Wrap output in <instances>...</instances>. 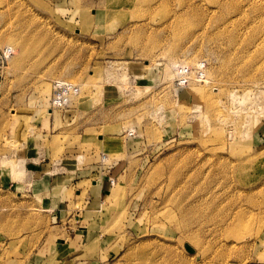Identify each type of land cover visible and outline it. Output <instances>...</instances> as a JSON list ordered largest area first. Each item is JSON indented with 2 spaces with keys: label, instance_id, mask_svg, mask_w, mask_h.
<instances>
[{
  "label": "rangeland",
  "instance_id": "rangeland-1",
  "mask_svg": "<svg viewBox=\"0 0 264 264\" xmlns=\"http://www.w3.org/2000/svg\"><path fill=\"white\" fill-rule=\"evenodd\" d=\"M202 62L183 95L172 74ZM56 80L81 94L54 113ZM29 154L70 210L0 186V264H264V0H0L3 175ZM93 182L83 263L57 240Z\"/></svg>",
  "mask_w": 264,
  "mask_h": 264
},
{
  "label": "crops",
  "instance_id": "crops-1",
  "mask_svg": "<svg viewBox=\"0 0 264 264\" xmlns=\"http://www.w3.org/2000/svg\"><path fill=\"white\" fill-rule=\"evenodd\" d=\"M261 141H263V138H261ZM34 155H26L23 159L26 173L21 179L18 178L19 180H14L15 174L13 172L8 176L3 175L0 163V186L4 185L2 187L10 190L14 188L20 194L24 191H29V187H33V192H39L41 202L48 210H52L56 220H62L65 218V212L70 210L69 200L63 199V194L59 195V193H54L55 191L52 190L50 183L35 179L37 176L35 172L40 168L39 165L44 167L43 163H46V160L41 159L40 164L38 163V158L34 157ZM49 175H51L50 172ZM57 181L59 180L57 179ZM60 182H62V180H60ZM59 184L60 183H58V185ZM58 185H54V188H57ZM106 188L108 189L107 182H93L92 189L87 192L84 199L83 208L76 212V218L80 220L81 227H85L87 223L89 224L91 222L90 219L93 217V213L96 212L93 208L98 206V203H101L103 200L104 194H106L107 191ZM62 192H65V187L62 188ZM76 195L80 197L82 192L77 191ZM66 230L62 232L65 236H59L57 240L58 250L65 255L69 254V256H76L83 263L96 260L97 255H100L101 251L100 248L97 247V243H95L94 246L91 244V246L87 248V227L82 228L81 231H73L71 228H67Z\"/></svg>",
  "mask_w": 264,
  "mask_h": 264
},
{
  "label": "bare ground",
  "instance_id": "bare-ground-1",
  "mask_svg": "<svg viewBox=\"0 0 264 264\" xmlns=\"http://www.w3.org/2000/svg\"><path fill=\"white\" fill-rule=\"evenodd\" d=\"M181 20V17L180 18H178L177 19V21H180ZM10 42H14V40L11 38L10 40H9ZM16 44V43H15ZM20 45V44H19ZM17 46H18V44H17ZM16 47H15V45L13 46V45H8V46H6L5 48H4V54L8 57V58H11V57H13V56H17L16 58H18V56H20V53L19 54H16V49H15ZM23 48V47H22ZM21 48V49H22ZM20 49V48H19ZM19 49H18V51H19ZM23 50H21V52H22ZM21 54H23V52L21 53ZM14 57V58H15ZM22 57V56H21ZM21 57H20V59H21ZM13 59V58H12ZM195 59V58H194ZM194 61V60H193ZM196 61V60H195ZM206 61H207V59H206ZM185 62V61H184ZM186 62H189V61H186ZM192 63H194V62H192ZM203 64L205 63V62H202ZM202 63H198V64H200L201 66H203V64ZM209 64H210V62H208ZM189 64H190V62H189ZM197 64V66H199ZM205 64H207V63H205ZM205 64H204V66H205ZM208 64V65H209ZM181 66H179L178 67V70H176L175 72H176V74H175V72L172 74V76H174V77H176L177 78V74H179V69L182 67V68H185V67H187V64L185 65L184 63H181L180 64ZM207 65V66H208ZM211 65V64H210ZM176 66H178V65H176ZM175 66V67H176ZM190 67V66H189ZM200 67V66H199ZM211 67V66H210ZM172 68H173V66H172ZM207 68H209V66L208 67H202V69H204L203 71H204V74H201V77H199V76H196L195 74H193L191 77H190V79H189V83L186 85V86H184V87H182L181 89H178L183 95H188V94H193V93H195V95L196 94H201V93H203V90H204V88H206V87H203V86H209L210 84H211V82H212V73H209V69L207 70ZM212 68V67H211ZM175 69H177V68H175ZM174 69V70H175ZM213 70V69H212ZM211 70V71H212ZM173 71V70H172ZM170 70L167 72V74H166V77H170ZM212 76V77H211ZM56 81H65V80H56ZM55 81V82H56ZM66 82H68V81H66ZM68 83H70V82H68ZM70 84H72V83H70ZM75 85V84H74ZM75 86H77L78 88H79V93L77 94V95H75V96H73L72 98H71V103L69 104V105H71L72 104V102H73V100L75 99V98H77L80 94H81V86H79V85H75ZM46 92V91H45ZM194 95V94H193ZM201 97V96H200ZM51 109L53 110V112L54 113H57V112H55V111H57L58 109H53L52 107H51ZM133 132V130L131 131H129V134L130 133H132ZM116 184V182L114 183V185Z\"/></svg>",
  "mask_w": 264,
  "mask_h": 264
},
{
  "label": "built area",
  "instance_id": "built-area-1",
  "mask_svg": "<svg viewBox=\"0 0 264 264\" xmlns=\"http://www.w3.org/2000/svg\"><path fill=\"white\" fill-rule=\"evenodd\" d=\"M204 69L197 68V70H191L188 67L180 68L179 74H177L176 84L184 86L189 83L190 77L195 74L201 77L204 74ZM79 93V88L74 84H70L66 81H56L53 83L52 94L50 97V105L53 109H66L69 108L71 98Z\"/></svg>",
  "mask_w": 264,
  "mask_h": 264
}]
</instances>
